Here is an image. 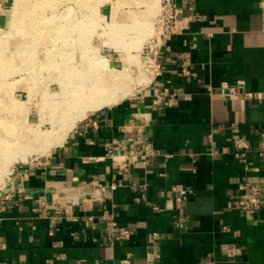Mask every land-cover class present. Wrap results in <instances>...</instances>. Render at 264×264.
<instances>
[{"label": "crops", "instance_id": "1", "mask_svg": "<svg viewBox=\"0 0 264 264\" xmlns=\"http://www.w3.org/2000/svg\"><path fill=\"white\" fill-rule=\"evenodd\" d=\"M171 4L149 86L12 169L0 264H264V0Z\"/></svg>", "mask_w": 264, "mask_h": 264}, {"label": "rangeland", "instance_id": "2", "mask_svg": "<svg viewBox=\"0 0 264 264\" xmlns=\"http://www.w3.org/2000/svg\"><path fill=\"white\" fill-rule=\"evenodd\" d=\"M15 2L0 0V137L12 130L24 134L29 124L53 135L67 128L79 111L59 105L64 74H85L100 65L97 59L105 60L98 67L106 81L114 69L128 74L119 79L131 89L123 99L149 86L162 0H18L14 9ZM58 146L11 168L36 163Z\"/></svg>", "mask_w": 264, "mask_h": 264}, {"label": "bare ground", "instance_id": "3", "mask_svg": "<svg viewBox=\"0 0 264 264\" xmlns=\"http://www.w3.org/2000/svg\"><path fill=\"white\" fill-rule=\"evenodd\" d=\"M151 1H154L156 4L159 2V0ZM18 7L19 2L16 0L14 9ZM14 15L15 10L12 11V16L13 18H17ZM67 53L69 54L70 52L67 51ZM104 61L103 59H97V64L100 62V65H97L95 68L90 66L85 74H64V76L67 75L68 82L61 84L58 94L59 105H63L62 108L68 109L76 107L79 111L77 115L71 117L72 119L67 128H64L62 131L53 129L54 134L56 133L53 135L51 131L41 130L39 124H29L24 134H19L12 130L6 136L0 137V144L3 143L5 146L4 148L0 147V182L4 181L12 171V163L16 161L25 162L33 154H42L53 146L61 145L68 131L73 128L78 118L84 117L89 111L110 106L131 93L129 85L119 84V79L124 80L128 77L125 71L114 69L112 78L106 81V78L98 67H103ZM11 100L14 102L13 99ZM51 137L53 139H50Z\"/></svg>", "mask_w": 264, "mask_h": 264}, {"label": "built area", "instance_id": "4", "mask_svg": "<svg viewBox=\"0 0 264 264\" xmlns=\"http://www.w3.org/2000/svg\"><path fill=\"white\" fill-rule=\"evenodd\" d=\"M161 11H160V26L158 29V35H157V40L155 43V50L153 52V75L159 74L161 65L158 62V53H159V48H160V43L161 39L164 35L172 33V32H181L187 28L188 21L181 17V9L178 7H175L171 4V0H162L161 3ZM183 72L185 74L189 73V70L187 68H183ZM166 90V89H165ZM231 91L233 92L234 89L231 88ZM246 148V147H244ZM145 153H149L148 147L145 149ZM13 171L10 173V176H12ZM9 176V178H10ZM8 178V179H9ZM8 187V183L6 187L2 188V192ZM254 187H249L250 191H253ZM1 195V194H0ZM97 196V192L95 194ZM242 207L244 209H247L251 204L256 205L257 204V199L255 195H248L246 197L245 201H242ZM131 231L125 229L122 231V235L124 236H129ZM122 264H129L128 261H123Z\"/></svg>", "mask_w": 264, "mask_h": 264}]
</instances>
